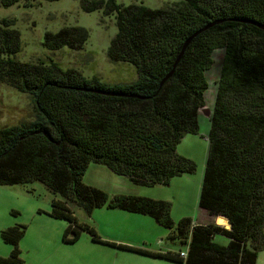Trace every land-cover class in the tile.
Instances as JSON below:
<instances>
[{
    "label": "trees",
    "instance_id": "trees-1",
    "mask_svg": "<svg viewBox=\"0 0 264 264\" xmlns=\"http://www.w3.org/2000/svg\"><path fill=\"white\" fill-rule=\"evenodd\" d=\"M20 1L0 4L9 7ZM175 3L152 9L116 0H83L87 12L104 8L109 15L116 13L118 32L108 56L137 68L136 81L114 85L64 70L53 60L12 58L21 49V35L10 20L2 21L0 82L33 97L36 119L0 129V185H46L56 195L52 215L69 221L72 239L81 230L95 240L97 236L79 222L71 205L88 214L107 206L149 215L173 230L172 238L189 242L186 258L171 252L153 255L183 264H256L264 245V29L255 23L264 25V0ZM212 23L192 39L175 66L185 42ZM88 38L85 27L69 26L47 32L43 45L79 50ZM220 48L225 55L210 115L199 206L217 224L218 218L226 219L219 224L226 228L194 224L190 217L176 223L170 201L110 196L87 185L83 177L91 163L144 186L168 185L172 178L197 170L193 160L177 153V146L186 134L199 133L209 87L206 73ZM217 235L225 236L228 244L217 242ZM23 236L18 227L3 231L5 241L16 248L10 257L0 256V264L20 263L17 246Z\"/></svg>",
    "mask_w": 264,
    "mask_h": 264
},
{
    "label": "rangeland",
    "instance_id": "rangeland-1",
    "mask_svg": "<svg viewBox=\"0 0 264 264\" xmlns=\"http://www.w3.org/2000/svg\"><path fill=\"white\" fill-rule=\"evenodd\" d=\"M116 2L120 5L144 4L152 9L176 4V0ZM4 19L10 20L11 27L20 32L21 49L12 55L18 61L49 63L53 60L64 70L75 69L88 79L96 77L109 85L131 83L139 78L136 66L113 61L108 56L111 42L118 32L116 13L109 15L104 8L87 12L83 0H21L9 7L0 4V24ZM69 26H83L88 30L89 38L82 49L65 46L51 50L44 47L47 32H58ZM224 55L223 48L217 49L213 54L214 63L206 73L209 87L205 100L209 115L215 106ZM199 117V133L186 134L177 146L179 155L197 164L194 173L174 177L168 185L144 186L134 184L127 176L116 174L105 165L91 163L83 181L103 189L110 196L137 195L170 201L171 216L176 223L190 217L194 222L217 224L215 217L199 206L211 127L210 116L203 110ZM35 119L33 97L0 82V129L30 125ZM55 198L56 195L39 181L0 185L1 257H10L16 248V244L5 241L3 231L18 227L24 230L17 246L19 264H183L151 252L179 253L188 250L189 242L172 238L173 230L141 213L104 206L88 214L73 204L71 208L75 215L81 223L94 229L97 240L88 230H81L79 236L72 239L74 233L68 231L69 221L52 215ZM215 240L224 245L229 241L222 235H217ZM256 264H264V245L258 251Z\"/></svg>",
    "mask_w": 264,
    "mask_h": 264
},
{
    "label": "water",
    "instance_id": "water-1",
    "mask_svg": "<svg viewBox=\"0 0 264 264\" xmlns=\"http://www.w3.org/2000/svg\"><path fill=\"white\" fill-rule=\"evenodd\" d=\"M214 23H216V22H214ZM214 23H212V24H209V25H207L205 28H202V29H200V30H198L197 32H195L186 42H185V44L183 45V48H182V50H181V53L179 54V56H178V58H177V60H176V63H175V66L177 65V63L179 62V60L181 59V57H182V55L184 54V52H185V50L187 49V47H188V45H189V43L192 41V39L195 37V36H197L200 32H202L204 29H206V28H208V27H210V26H212ZM253 23H255V22H253ZM255 24H257V25H259L261 28H263L264 29V25L263 24H259V23H255ZM172 73H170L164 80H163V82L171 75ZM99 92H102V93H105V92H103V91H99ZM106 93H108V92H106ZM108 94H110V93H108ZM203 112L205 113V114H207V115H209V110H208V108L207 107H205L204 109H203ZM218 216H223V215H218ZM225 217V216H224ZM227 218V217H226ZM229 221V220H228ZM230 223V222H229ZM228 229H231V223H230V227L228 228Z\"/></svg>",
    "mask_w": 264,
    "mask_h": 264
},
{
    "label": "crops",
    "instance_id": "crops-1",
    "mask_svg": "<svg viewBox=\"0 0 264 264\" xmlns=\"http://www.w3.org/2000/svg\"><path fill=\"white\" fill-rule=\"evenodd\" d=\"M209 112H210V110H209ZM205 115H207V114H205ZM208 116H210V115H208ZM200 118V117H199ZM78 218V217H77ZM79 220V219H78ZM80 222V221H79ZM194 224H207V222H204V223H201L200 221L199 222H194ZM124 246H127V245H124ZM150 252V251H149ZM169 252V251H168ZM172 252V251H171ZM186 252H187V250H186ZM164 253H166V252H164ZM172 253H176V254H178V252H172Z\"/></svg>",
    "mask_w": 264,
    "mask_h": 264
},
{
    "label": "built area",
    "instance_id": "built-area-1",
    "mask_svg": "<svg viewBox=\"0 0 264 264\" xmlns=\"http://www.w3.org/2000/svg\"><path fill=\"white\" fill-rule=\"evenodd\" d=\"M169 252H171V251H169ZM166 253H168V252H166ZM172 253V252H171ZM181 257H183V258H186L187 257V252L186 251H181V252H179L178 253Z\"/></svg>",
    "mask_w": 264,
    "mask_h": 264
},
{
    "label": "bare ground",
    "instance_id": "bare-ground-1",
    "mask_svg": "<svg viewBox=\"0 0 264 264\" xmlns=\"http://www.w3.org/2000/svg\"><path fill=\"white\" fill-rule=\"evenodd\" d=\"M218 224H226V219L218 218Z\"/></svg>",
    "mask_w": 264,
    "mask_h": 264
}]
</instances>
